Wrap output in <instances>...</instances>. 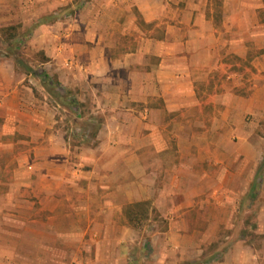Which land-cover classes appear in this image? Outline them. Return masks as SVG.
<instances>
[{
  "label": "crops",
  "instance_id": "crops-1",
  "mask_svg": "<svg viewBox=\"0 0 264 264\" xmlns=\"http://www.w3.org/2000/svg\"><path fill=\"white\" fill-rule=\"evenodd\" d=\"M2 27L33 30L68 89L37 97L0 55V264H131L137 243L153 264H262L228 229L261 199L264 234V0H0ZM91 97L78 145L57 110Z\"/></svg>",
  "mask_w": 264,
  "mask_h": 264
},
{
  "label": "rangeland",
  "instance_id": "rangeland-1",
  "mask_svg": "<svg viewBox=\"0 0 264 264\" xmlns=\"http://www.w3.org/2000/svg\"><path fill=\"white\" fill-rule=\"evenodd\" d=\"M62 8V7H61ZM73 9H68V11H66V13H73ZM75 13V12H74ZM71 15V14H70ZM57 17L60 15H56ZM45 21L48 23L50 21H54V17L53 16H47L44 18ZM44 22V23H46ZM40 23V22H39ZM36 23H32V26H34ZM34 31H22V30H18L13 29L11 27H2L0 28V55L3 54H8V53H15V55L17 56V58L20 60L18 62V72H19V78L21 80L20 85H25V86H29V87H33L35 89V93L37 95V97H41L44 99V96L41 95L40 90H43V88H48L50 89V92H53V97L54 99H59L61 97L58 96V91H56L58 88V90L62 91V86L63 84H61L58 80H57V74H53V68L50 67H45L43 64V52L44 49L41 47L40 44H38V42L33 43V39H34ZM46 62V61H45ZM250 64L248 62H240V65L238 66L240 69L246 70V68L249 66ZM35 69L37 72H42V76L40 77L39 80H35V76H31L28 74L29 71H31V69ZM48 70L50 72H52L49 77H46L44 74H46V71L48 72ZM23 73H27V74H23ZM251 73V71L249 72ZM247 77V76H246ZM53 82V87L50 83ZM44 85V86H43ZM65 91L66 87H64ZM55 92V93H54ZM65 96V95H64ZM63 96V97H64ZM50 98V97H49ZM65 98V97H64ZM53 99V101L55 102V100ZM46 100V99H45ZM69 101V100H68ZM77 102V101H76ZM77 105L80 106V109L78 110V113H82V115L80 116L77 115V112H74L70 109H68L67 111L63 110L62 108L58 107V113H57V117H63V119L69 124L70 126V133L75 134L72 138V140H75V143H78V145L81 144V142H83L84 144L87 142L89 143V141H92L90 143H92V145L94 144V134H96V129H98V127L90 125L92 123H90L88 125V119L87 118H83L84 115L89 116L92 113L93 110V101H92V97L89 98L88 101H85V106L83 104L79 102H77ZM53 105L50 106V108H52ZM74 110V108H73ZM89 110V112L87 113V111ZM87 113V114H86ZM98 115H95V117L98 119V121H101L102 119H104V115L103 113H97ZM65 115V116H64ZM92 115V114H91ZM79 119L80 122H78L77 120ZM97 124V123H95ZM76 126V127H75ZM83 145V144H81ZM258 193V192H257ZM259 198V196L257 195L256 198ZM261 199H258L257 202H253V204H249V205H245L242 208H240V211L242 209L241 212L238 213V219L235 221L234 225H232V227L228 230L230 231H236V234L239 233L238 235L241 236L243 233L247 234L242 237H245L246 239H248L249 237L252 239V241L254 242V245L258 248L259 254H260V260L262 261V264H264V234L261 233L260 231V227H261V214L260 211H262V206L260 204ZM165 224V222H161L160 225ZM164 227V225H163ZM162 227V228H163ZM240 238H235L236 241H240ZM233 239H228V240H223L224 243L222 244V239H220L219 241H214L212 243H210L209 248H208V252L212 253V251H214V249L216 247H220V246H228L229 244H227V241H232ZM138 243L135 244L132 248V259L130 260L131 264H153V261L155 259H153L152 257V248H145L144 251L145 252V257L142 256V253L140 254L138 250ZM151 254V255H149ZM143 257L144 262L140 259H138L137 257ZM203 259H206V257L204 256ZM201 261V259H199ZM198 260V261H199ZM197 259L195 261H186L185 263L182 264H193L196 263Z\"/></svg>",
  "mask_w": 264,
  "mask_h": 264
},
{
  "label": "trees",
  "instance_id": "trees-1",
  "mask_svg": "<svg viewBox=\"0 0 264 264\" xmlns=\"http://www.w3.org/2000/svg\"><path fill=\"white\" fill-rule=\"evenodd\" d=\"M43 61H47L48 57L45 55V53L43 52ZM53 87V82L50 83ZM69 104L71 107L74 108V112H77L76 114H78V110L80 109V106L77 105V102L75 101H69ZM260 176L264 174V159L262 160L261 164H260V168H259V173ZM147 202H136L131 204L128 207V216H129V220L131 223L135 224L136 226L142 225L143 224V220L146 219V217L149 214V206H146ZM148 205V204H147Z\"/></svg>",
  "mask_w": 264,
  "mask_h": 264
}]
</instances>
